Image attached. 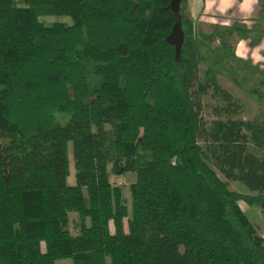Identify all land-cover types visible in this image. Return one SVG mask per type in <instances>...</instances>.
Instances as JSON below:
<instances>
[{"label":"trees","instance_id":"1","mask_svg":"<svg viewBox=\"0 0 264 264\" xmlns=\"http://www.w3.org/2000/svg\"><path fill=\"white\" fill-rule=\"evenodd\" d=\"M23 1L0 0V264H264L263 237L215 170L257 192L264 219V120L235 117L216 56L198 76L201 45L217 39L219 62H243L229 46L241 21L195 31L182 0L175 57L171 0ZM209 89L224 104L207 125ZM128 170L129 217L109 179Z\"/></svg>","mask_w":264,"mask_h":264},{"label":"rangeland","instance_id":"2","mask_svg":"<svg viewBox=\"0 0 264 264\" xmlns=\"http://www.w3.org/2000/svg\"><path fill=\"white\" fill-rule=\"evenodd\" d=\"M17 5H26L23 0H16ZM185 12L188 13V16L193 21V26L195 31H201L203 33H209L213 30V26L221 25V26H229L222 25L219 23L214 22H203L199 18H195L186 3ZM39 20L42 21L46 25H50L54 22H63L70 24L71 18L64 15H42L39 17ZM242 23V22H241ZM243 24V23H242ZM244 26V24H243ZM258 29V28H257ZM255 29V30H257ZM245 31L248 29L245 28ZM231 38L229 41V46L232 48L234 52L235 58H242V61H237L235 59H231L232 57L227 58L224 62H219L221 58V54L217 53V51H221L218 47L220 45L219 39L209 42L208 46L201 45L200 48V55L201 60L198 64L199 72L198 76L200 78L204 77V72L207 67L211 66L210 57L216 56L211 58L213 63L218 65V72L216 73V78L220 85L228 92L232 94L234 99L238 104V113L235 117H241L243 119H262L264 120V64L260 61L259 58H255L256 51L253 50V46H249L250 50L244 46L243 39H236ZM257 40V36L255 37ZM256 39H252L251 42L254 44ZM249 42V41H248ZM256 56H261V52L258 51ZM205 57V58H203ZM257 60V63H255ZM259 61V62H258ZM263 66H262V64ZM230 65L231 70L228 66H221V65ZM253 66H252V65ZM238 67V70L235 68ZM234 68V69H233ZM88 81H89V88L90 90L93 89L94 85L96 84L98 78H95L92 73H90V63H88ZM258 89V91L256 90ZM201 111L200 116L201 118L209 124V122L216 118L217 115L214 113V108H218L223 106L224 101L221 98L214 96L212 90H207L205 93L201 94ZM201 145H203V141L200 140ZM68 159L70 163V175L68 177L69 183H74V168H73V157L71 151V144L68 146ZM218 176L223 180L226 181L228 184V188L238 192L241 195V199L239 201V206L241 207L242 211L247 215L251 223L256 227L257 232L261 235L264 239V219L262 218L260 206H259V195L257 192L249 191L248 188L240 181H232L226 179L218 170L215 168ZM110 182L116 186H119L121 189V194L125 200L127 209H128V217L131 211V201H132V194H131V183H134L136 180V172L134 170H128L123 174L117 175L112 172L109 173ZM124 218V228L126 229L127 226V218ZM84 224L88 226L90 224L89 218L84 219ZM67 230L70 234L76 235L80 232L81 228V220L77 212L70 211L68 212V218L66 222ZM110 230L113 231V224L110 222L109 224ZM54 264H73L71 259H58L55 261Z\"/></svg>","mask_w":264,"mask_h":264},{"label":"crops","instance_id":"3","mask_svg":"<svg viewBox=\"0 0 264 264\" xmlns=\"http://www.w3.org/2000/svg\"><path fill=\"white\" fill-rule=\"evenodd\" d=\"M186 2L192 15L203 22L227 25L241 21L248 29L243 38L244 46L251 51L249 46L252 45L256 55L260 51L261 56L254 57L259 58L264 64V0H186ZM252 39H256L254 44L251 42Z\"/></svg>","mask_w":264,"mask_h":264},{"label":"water","instance_id":"4","mask_svg":"<svg viewBox=\"0 0 264 264\" xmlns=\"http://www.w3.org/2000/svg\"><path fill=\"white\" fill-rule=\"evenodd\" d=\"M182 0H171L170 8L174 14V24L171 32L167 37V41L175 48V57L178 56L184 40V33L181 27L180 2Z\"/></svg>","mask_w":264,"mask_h":264}]
</instances>
